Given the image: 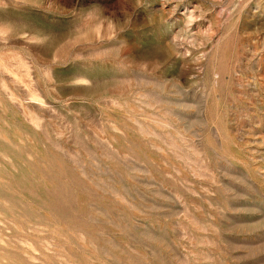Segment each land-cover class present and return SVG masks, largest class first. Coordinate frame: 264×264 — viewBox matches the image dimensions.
<instances>
[{"label":"rangeland","instance_id":"obj_1","mask_svg":"<svg viewBox=\"0 0 264 264\" xmlns=\"http://www.w3.org/2000/svg\"><path fill=\"white\" fill-rule=\"evenodd\" d=\"M0 264H264V0H0Z\"/></svg>","mask_w":264,"mask_h":264}]
</instances>
